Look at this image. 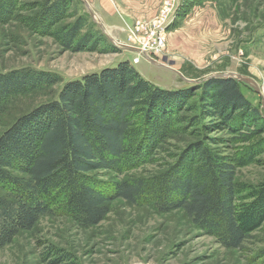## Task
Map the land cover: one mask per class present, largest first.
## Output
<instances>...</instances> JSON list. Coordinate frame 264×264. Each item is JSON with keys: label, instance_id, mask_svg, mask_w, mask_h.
Masks as SVG:
<instances>
[{"label": "trees", "instance_id": "obj_1", "mask_svg": "<svg viewBox=\"0 0 264 264\" xmlns=\"http://www.w3.org/2000/svg\"><path fill=\"white\" fill-rule=\"evenodd\" d=\"M21 1L0 0V26L27 11L20 18L24 27L50 37L63 51L91 52L102 41L87 15L62 24L74 0H43L28 7ZM61 81L55 73L32 68L0 73V112L12 97ZM196 90L201 93L191 103ZM258 101L257 93L236 79L161 89L128 62L64 83L56 98L0 134V249L31 231L42 217L95 227L114 201L159 215L180 212L221 247L239 249L264 227V181L250 185L235 177L236 169L258 163L256 157L264 153V136L249 143L264 133ZM206 120L215 123L205 126ZM185 122L204 133L198 132L197 141L172 154L156 173L102 178L103 173L121 176L154 165L168 133L189 132ZM218 129L242 144L239 152L226 155L216 147L220 139L209 134ZM49 252L56 258L53 264L64 261L58 248Z\"/></svg>", "mask_w": 264, "mask_h": 264}, {"label": "rangeland", "instance_id": "obj_2", "mask_svg": "<svg viewBox=\"0 0 264 264\" xmlns=\"http://www.w3.org/2000/svg\"><path fill=\"white\" fill-rule=\"evenodd\" d=\"M41 1L21 3L28 7ZM85 1L103 29L91 19L83 0L69 5L62 24L87 15L88 21L95 24L94 31L102 36L91 52L63 51L50 37L31 33L20 21L21 16L29 15L27 11L0 26L1 74L32 68L55 73L62 79V83L12 97L4 104L0 134L20 116L56 98L64 83L123 62H128L143 79L165 90L186 86L170 69L198 81L210 75L237 73L256 82L259 105L264 103V0H179L165 28L164 48L148 53L170 69L152 65L142 55L123 51L117 45H135L129 36L134 27L127 25L132 21L135 26L138 21L155 20L164 0H106L112 7L111 19L103 14L102 0ZM200 93L196 90L189 102L197 101ZM180 114L190 117L193 112ZM203 123L207 126L215 121ZM184 125L189 132H170L159 143L154 165H144L121 176L103 173L102 178L121 180L156 173L172 154L197 141L201 137L198 132L204 133L199 127L190 128L186 122ZM263 136L264 133L249 143ZM209 138L220 139L221 144L216 147L226 155H233L242 147L223 129L211 132ZM256 158L258 163L235 170L237 181L250 185L264 181V153ZM51 247L65 253L59 264H264V227L251 233L239 249L228 250L195 230L180 212L159 215L150 209L114 201L107 204L104 219L95 227L82 228L54 215L42 217L31 231L20 233L10 245L0 249V264H53L56 258L49 255Z\"/></svg>", "mask_w": 264, "mask_h": 264}, {"label": "built area", "instance_id": "obj_3", "mask_svg": "<svg viewBox=\"0 0 264 264\" xmlns=\"http://www.w3.org/2000/svg\"><path fill=\"white\" fill-rule=\"evenodd\" d=\"M178 1L179 0H164L160 14L155 20H151L148 23L145 21H138L135 26L133 24L132 27L134 28L130 31L129 36L131 41H135V45L128 42H126L125 45L137 48L147 54L152 51L159 52L162 50L165 46V28L175 12L173 8ZM137 44L141 47H137ZM261 107L264 110V103Z\"/></svg>", "mask_w": 264, "mask_h": 264}, {"label": "water", "instance_id": "obj_4", "mask_svg": "<svg viewBox=\"0 0 264 264\" xmlns=\"http://www.w3.org/2000/svg\"><path fill=\"white\" fill-rule=\"evenodd\" d=\"M83 3H84L85 8L87 9V12H88L89 16L91 17V19L94 22H96L97 25L101 29H103V27L100 24L99 20H97L96 15L91 11V9L89 7V4L85 0H83ZM109 41L114 44L112 39L109 38ZM117 45L123 51L130 52V53H133V54L142 55L144 57V59H146L152 65H155V66H158V67H162V68H166V69H170V68L166 67L165 65L158 63L157 61L152 59L147 53H145L143 51H140L137 48L125 45V44H123L121 42H118ZM170 70L173 71L174 73H176L179 76V78L183 82H185L186 84L200 85L201 83L209 81V80H212V79H236L239 82H241V83L247 85L248 87H250L255 93L260 94V90H259V88H258V86H257V84H256V82L254 80H252L251 78H248V77H244V76H242L240 74H237V73H226V74H219V75H217V74L210 75V76L204 78L203 80H199L198 81V80H189V79L185 78L183 75H181L179 72H177L175 70H172V69H170Z\"/></svg>", "mask_w": 264, "mask_h": 264}, {"label": "crops", "instance_id": "obj_5", "mask_svg": "<svg viewBox=\"0 0 264 264\" xmlns=\"http://www.w3.org/2000/svg\"><path fill=\"white\" fill-rule=\"evenodd\" d=\"M102 3H103V6H104V9H105V12L103 13L104 16H105V18L110 17V19H111V18H112V17H111V15H112V7L108 4V2H107L106 0H102ZM113 17H114V15H113ZM151 17H153V16H151ZM141 20H143V18H142ZM133 24H134V21H132V22L130 23V25H127V28L132 27ZM117 29H119V28L117 27ZM120 29H121V28H120ZM179 88H180V87H179Z\"/></svg>", "mask_w": 264, "mask_h": 264}]
</instances>
